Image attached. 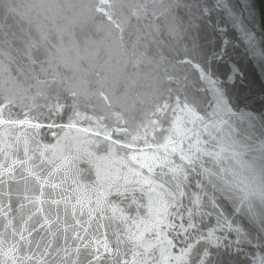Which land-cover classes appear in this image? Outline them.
<instances>
[{"label": "water", "instance_id": "obj_1", "mask_svg": "<svg viewBox=\"0 0 264 264\" xmlns=\"http://www.w3.org/2000/svg\"><path fill=\"white\" fill-rule=\"evenodd\" d=\"M99 2L0 0V51L6 53L0 55V99L9 97L13 101V119L30 122L0 126V140L7 139L20 149L15 156L24 159L27 158L23 157L22 149L27 142L29 155L36 158L17 168V178L23 169L41 178L37 182L25 170L26 180L0 183V264L5 260L2 253L19 242V236L14 241L12 233L24 228L32 229L30 234L23 231L28 243L20 242L24 246L15 254L36 253V260L26 264H37L40 251L48 244L52 245L50 251L61 247L71 251L77 246L79 241H73L71 227L67 233L62 229L73 223V211L75 219L87 220V215H79L82 209L77 200L94 198L90 188L94 187L97 166L108 175V183L124 185V177L139 179L128 172V167L136 166L127 157L135 152V147H145L144 139L152 142V129L148 128L146 136L143 125L148 123L154 105L164 98L171 102L172 97L179 95L194 100L201 114L211 113L215 96L197 66L223 83L225 64L238 69V77L227 82L228 111L222 118L228 124L216 135L225 146L232 144L233 148H229L221 161L202 156L203 167L188 174L186 192L193 197L214 198L217 209L225 215L231 214L236 226L249 233L251 243L237 247L232 244L233 233L228 236L232 247L211 249V264H256L257 258L264 256V230L258 221L253 225L248 217L233 209L245 196L259 207V194L264 191V158L259 152L241 147L264 143V0H186L187 7L177 10L183 25L171 35L165 9L156 6L167 0H109L110 14L121 24L120 29L97 11ZM141 4L148 5L146 16L137 13ZM200 8L210 9V14L201 17ZM228 12L238 18L236 22ZM245 31L251 34L253 44L245 38ZM41 32L49 37L46 46L58 45L60 50L50 49L56 53L55 64L59 65L55 68L56 81L50 87L44 86L42 94H38L36 81L32 79L35 73L26 71L29 64L21 50L23 40L35 39ZM34 55L43 59V49L34 51ZM220 56L222 61L218 59ZM72 92L76 93L75 97ZM101 92L109 97L108 102L102 99ZM57 97L65 105L59 116L49 111ZM77 112L78 117L74 115ZM70 122H75L77 127H67ZM37 123L41 126L34 133L31 124ZM49 124L53 126L48 127ZM117 126L127 129L120 135L122 143L137 135L143 138L131 150L113 148V157L97 160L96 157L106 155L102 148L109 143L103 134ZM84 128L90 131L77 130ZM96 131L102 135H91ZM53 146L58 148L55 155L49 151L39 156L45 147ZM233 149L243 153L242 156L234 157ZM64 156L78 157L74 162L76 170L68 175L65 171H55L61 162L57 157ZM205 169L216 174L205 175ZM53 171L55 174L49 176ZM53 183L59 187L52 188ZM225 186L230 192L221 196L220 190ZM127 187L131 190L137 185ZM109 199L118 203L116 197ZM142 203L147 205V200ZM184 203H188L187 197ZM125 214L135 215V212L126 208ZM139 216L148 218L146 206ZM99 222L106 225L110 240L113 231L124 227L119 219ZM92 223L89 233L99 235L94 231L96 221ZM172 251L177 254L176 249ZM63 255L61 252L60 256ZM43 264H53L51 256Z\"/></svg>", "mask_w": 264, "mask_h": 264}, {"label": "snow or ice", "instance_id": "obj_2", "mask_svg": "<svg viewBox=\"0 0 264 264\" xmlns=\"http://www.w3.org/2000/svg\"><path fill=\"white\" fill-rule=\"evenodd\" d=\"M156 6L164 8L167 13L165 18L169 21L170 35L175 33L177 28L182 27L183 18L177 15V10L187 7L186 0H167L166 3ZM111 8L112 4L109 0H100L97 11L101 12L117 29H120L121 24L117 23L110 14ZM210 11V9L200 8L199 14L203 17L205 14H210ZM148 12V5H139L138 14L146 16ZM228 15L233 22L238 19L231 12H228ZM245 38L250 45L253 44V38L247 31H245ZM46 42H49V37L43 32L39 33L35 39L28 38L22 41L21 55L29 64L26 71L35 73L32 79L36 81L38 94H42L44 86L50 87L56 81L55 68L59 67L55 64L56 53L50 50L54 48L58 52L60 50L58 45L48 44L46 46ZM5 43L8 42L5 41ZM40 49L44 51L43 59L34 55V51ZM5 54L0 51V55ZM7 54L10 55V53ZM218 59L222 61L223 57L220 56ZM187 62L191 63V61ZM223 67L224 82L221 83L206 69L197 66L202 79L207 82L215 96L214 110L211 113L201 114L194 100L189 101L177 95L172 97L171 102L164 98L154 105L148 123L143 125L146 136L148 128L152 129L150 137L152 142L149 143L148 139H144L145 147H135L136 141L143 138L139 135L133 136L130 142L122 143L120 135L122 132H127L126 128L117 126L103 134L104 140L109 142L102 148L106 155L96 157V159L105 160L113 157V148L131 150L135 147V152L128 156L127 160L136 167L125 166L128 167L131 176L139 179L129 180L128 177H124V185L115 184V182L108 183V175L97 166L94 187L90 188L94 198L89 197L86 201H83V198L77 200L82 209L79 215L81 217L87 215V220L75 219L76 212L73 211V223L66 224L62 229L64 233H67L71 227L72 239L74 242L79 241V244L71 251L66 247L50 251L52 245L48 244L40 251V260L37 264H43L49 256L53 264H68L69 258H71V264H211V249L224 248L227 250L232 247L228 243L229 235L235 234L232 244L237 247L242 243H251L248 240L249 233L240 226H236V221L231 214L225 215L220 212L214 198L199 195L193 197L186 192L188 174L203 167L200 163L202 156L221 161L229 148H233L232 144L225 146L222 138L216 135L222 132L223 127L228 124V121L222 118V114L228 111L227 82L238 77V69L226 64ZM72 95L75 97L76 93L72 92ZM100 96L105 102L109 101V97L103 92ZM13 107L15 105L9 97L0 99V126L30 124L27 120L13 119L11 116ZM64 107L65 105L57 97L49 111L59 116ZM74 115L78 117L80 114L77 112ZM40 126L39 123L31 124L34 133ZM52 126V124L48 125V127ZM67 127L76 128L77 124L70 122ZM77 130L85 133L90 131L87 128ZM91 135L100 137L102 133L96 131ZM0 145H3L0 146V154L3 156V160L0 161V169H3L0 173V183L7 184L12 181L19 183L20 180H26L27 177L23 175V171L27 169H23L17 178V168L27 165L28 161L36 158L35 155H29L27 142L22 149L23 157L27 159L15 156V152L20 149L14 148L7 139L0 140ZM96 147L99 149L101 145H96ZM241 147L259 152L264 158V143L258 146L241 145ZM57 150V146L45 147L39 156L42 157L49 151L55 155ZM31 151L35 153V149ZM242 154L233 149L234 157H240ZM90 155L93 154L90 153ZM57 159L61 162L56 166L55 171H65V175H68L76 170L74 162L78 157L64 156L57 157ZM27 171L29 176L41 182L38 175L30 170ZM55 171L48 175H54ZM204 174L211 177L216 173L205 169ZM128 184H135L137 187L130 190L127 187ZM51 187L58 188L59 185L53 183ZM220 191L221 196H224L230 192V189L225 186ZM133 193H138L139 196ZM109 197H116L118 203H114ZM185 197L188 198L187 204L184 203ZM145 199L147 205L142 203ZM125 201L129 203L125 204ZM259 201L260 205L257 207L245 196L239 200L233 211L241 212L253 225L258 221L261 230H264V191L260 192ZM53 202L56 203V201ZM145 206L148 209V218L141 219L139 213ZM126 208L135 212V215H126ZM108 212L112 214L110 217L106 216ZM103 219H119L124 227L113 231V238L110 240L106 225L99 222ZM93 221H96L94 231L99 235L89 233V229L93 228ZM23 231H28L30 234L32 229L24 228ZM23 231L12 233L14 241L16 236H19V242H14L6 252L2 253L5 257L4 264H8L9 260L11 264H26L28 261L36 260L35 252L15 254L21 252L24 246L20 242L28 243ZM86 237H90L87 242H85ZM36 247L40 246L36 245ZM173 249L177 250V254L173 253ZM61 252L64 253L63 256H60ZM256 264H264V256L258 257Z\"/></svg>", "mask_w": 264, "mask_h": 264}]
</instances>
